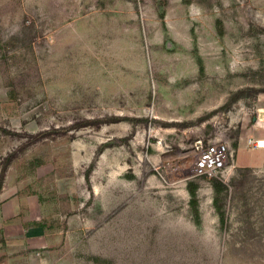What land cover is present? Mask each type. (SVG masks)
<instances>
[{"label": "rangeland", "instance_id": "rangeland-1", "mask_svg": "<svg viewBox=\"0 0 264 264\" xmlns=\"http://www.w3.org/2000/svg\"><path fill=\"white\" fill-rule=\"evenodd\" d=\"M259 140L264 0H0V264H264Z\"/></svg>", "mask_w": 264, "mask_h": 264}, {"label": "built area", "instance_id": "built-area-1", "mask_svg": "<svg viewBox=\"0 0 264 264\" xmlns=\"http://www.w3.org/2000/svg\"><path fill=\"white\" fill-rule=\"evenodd\" d=\"M233 160V152L225 141L210 143L203 149L195 165L196 176H223L227 165Z\"/></svg>", "mask_w": 264, "mask_h": 264}, {"label": "crops", "instance_id": "crops-1", "mask_svg": "<svg viewBox=\"0 0 264 264\" xmlns=\"http://www.w3.org/2000/svg\"><path fill=\"white\" fill-rule=\"evenodd\" d=\"M23 230L18 207L11 201L0 200V235L19 233Z\"/></svg>", "mask_w": 264, "mask_h": 264}, {"label": "trees", "instance_id": "trees-1", "mask_svg": "<svg viewBox=\"0 0 264 264\" xmlns=\"http://www.w3.org/2000/svg\"><path fill=\"white\" fill-rule=\"evenodd\" d=\"M190 192H191L192 195L195 196V194H196L195 189H193V188L190 187Z\"/></svg>", "mask_w": 264, "mask_h": 264}, {"label": "water", "instance_id": "water-1", "mask_svg": "<svg viewBox=\"0 0 264 264\" xmlns=\"http://www.w3.org/2000/svg\"><path fill=\"white\" fill-rule=\"evenodd\" d=\"M258 145L259 146H264V140H259Z\"/></svg>", "mask_w": 264, "mask_h": 264}]
</instances>
